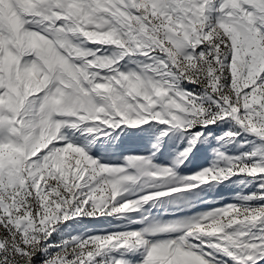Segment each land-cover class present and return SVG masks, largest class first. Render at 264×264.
I'll list each match as a JSON object with an SVG mask.
<instances>
[{
  "label": "snow or ice",
  "instance_id": "snow-or-ice-1",
  "mask_svg": "<svg viewBox=\"0 0 264 264\" xmlns=\"http://www.w3.org/2000/svg\"><path fill=\"white\" fill-rule=\"evenodd\" d=\"M0 264H264V0H0Z\"/></svg>",
  "mask_w": 264,
  "mask_h": 264
},
{
  "label": "rangeland",
  "instance_id": "rangeland-1",
  "mask_svg": "<svg viewBox=\"0 0 264 264\" xmlns=\"http://www.w3.org/2000/svg\"><path fill=\"white\" fill-rule=\"evenodd\" d=\"M119 147V145H118ZM123 147L126 149H136L139 150L143 147V142L136 138V137H129L127 140L124 141ZM95 151V148L93 149ZM205 161L198 157L196 164H203ZM252 189L245 190L246 192H250ZM241 191V188L239 185H230L229 187H223L221 186L213 193H207L206 199L209 201H212L215 204L219 203H230L235 202V197L238 192ZM210 205H203L202 207H209ZM167 218V217H166Z\"/></svg>",
  "mask_w": 264,
  "mask_h": 264
}]
</instances>
